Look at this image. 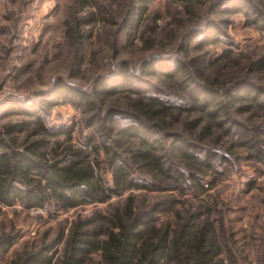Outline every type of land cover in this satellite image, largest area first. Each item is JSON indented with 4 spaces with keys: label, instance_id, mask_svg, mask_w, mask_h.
<instances>
[{
    "label": "rangeland",
    "instance_id": "rangeland-1",
    "mask_svg": "<svg viewBox=\"0 0 264 264\" xmlns=\"http://www.w3.org/2000/svg\"><path fill=\"white\" fill-rule=\"evenodd\" d=\"M221 1L0 0V136L5 126L17 124L23 128L14 133L15 144L26 141L34 130V118L13 111L49 101L60 79L91 96L94 113L121 109V115L105 120V131L100 133L88 125L90 112L69 102H53L40 111L50 130L73 128L70 141L60 137L61 147L81 149L90 161L97 160L103 180L110 185L109 152L119 153L113 143L116 131L131 123L122 110L143 97L184 108L180 115L169 114L163 120L195 145L189 161L173 157L168 149L172 137L154 131L161 142L159 153H166L180 171L179 181L130 161V177L143 187L122 190L106 201L68 210L0 204V235L12 232L16 237L0 256V264H13L24 253L50 244H55L57 264L74 222L90 221L91 230L103 231L107 226L98 216L123 214L128 205L137 210L160 205L154 215L155 229L167 227L172 232L186 219H192L195 228L205 227L207 239L218 250L214 264H264V110L247 100L239 104L221 98L218 121L232 120L228 132L214 125L199 139L197 134L211 124V118L187 102L189 82L182 86L181 74L169 81L143 70V63L152 58L165 66L195 58L202 69L198 84L210 82L229 89L234 82H246L264 95V66L258 67L264 60V30L252 23L260 16L264 20V0ZM141 5L146 13L138 18ZM123 66L145 81L148 89L121 87L104 100L96 99L97 77L112 76ZM215 109V105L210 108ZM198 118H202L199 127L186 129L187 121ZM107 129L112 132L105 134ZM90 137L95 139L93 144ZM122 142L129 151L138 146L136 140ZM57 152L63 154L59 148ZM49 153L53 155L50 148ZM60 236L63 239L57 243ZM99 259L93 254L87 264Z\"/></svg>",
    "mask_w": 264,
    "mask_h": 264
},
{
    "label": "trees",
    "instance_id": "trees-1",
    "mask_svg": "<svg viewBox=\"0 0 264 264\" xmlns=\"http://www.w3.org/2000/svg\"><path fill=\"white\" fill-rule=\"evenodd\" d=\"M228 1L230 0L221 2L225 4ZM139 10L138 18L146 13L145 6L141 5ZM261 20L264 22L263 17L260 16L252 23L264 30V23H261ZM196 63L197 59L191 58L186 61L174 60L173 64L165 66L152 58L143 63V70L149 74H162L169 81H172L177 74H181L184 77L182 86H186V81L189 82L188 94L185 97L187 102L196 112H206L211 118V124L203 126L197 134L199 139L212 126L228 132L227 125L232 120L226 118L227 120L218 121V112L221 111L218 100L221 98H231L239 104L247 100L252 103L251 105L264 110V95L247 86L246 82H234L229 89L222 86L216 88L210 82L198 84L202 69ZM263 66L264 60H260L258 67L263 68ZM146 84L145 81L138 80L131 74L127 66H123L112 76H98L95 80L94 92L96 99L104 100L118 92L121 87L135 88L139 92L144 87L148 89ZM50 97L49 101H43L35 105V108L27 109L19 106L18 110L13 111L17 113L23 111L34 118V130L30 131L26 141L21 145L15 144L14 133L21 131L22 125L9 124L5 126L0 136V204L4 206L13 207L19 204L27 210H43L54 205L68 210L94 200L106 201L122 190L143 187L135 184L130 177V161L131 164H137L151 173L179 181L180 171L175 169L174 163L168 159L166 153H159L161 142L159 138L153 136L154 131L158 129L165 136L172 137L168 148L171 156L187 161L192 157L190 149L195 145L190 139L174 131L171 123L165 124L163 120L169 114L180 115L185 111L184 108L168 105L155 97H143L127 110H122L131 123L116 131L113 143L119 153L109 152L112 176L110 185L103 180L97 160L90 161L81 149L67 145L61 147L60 137L65 136L66 141H70L73 128L60 127L50 130L46 127L40 111L49 109L53 102H69L79 109L85 108L90 112L88 125L100 133L105 131V120H112L117 114L121 115V109L114 112L109 108L103 115L101 112L94 113L91 96L70 87L60 79L54 83ZM213 105L216 109L210 110ZM201 120L202 118L187 121L186 129L194 131L202 123ZM110 131L112 132L108 130L105 134ZM94 140V137H90L89 143L93 144ZM129 140L138 142L137 148L132 151H129L122 142ZM49 148L53 155H50ZM57 148L63 153L61 156L58 155ZM93 148L96 149L97 146ZM121 152H124L123 160ZM160 208V205H157L150 210H137L132 205H128L123 214L111 213L107 217L98 216L97 220L107 226L103 231L91 230L90 221L77 220L64 238L63 251L57 264H87L93 254H97L100 258L99 262L94 264H163V262L214 264L218 250L212 241L207 239L208 230L205 227L195 228L191 224L192 219H186L172 232L167 227L155 229L154 215ZM102 234L104 238H101ZM15 239L12 232L0 235V256L8 252ZM62 239L63 236H60L56 242ZM54 247L55 244H50L26 252L13 264H54L57 260L56 253L53 252Z\"/></svg>",
    "mask_w": 264,
    "mask_h": 264
}]
</instances>
